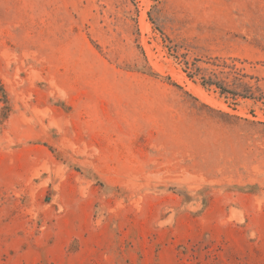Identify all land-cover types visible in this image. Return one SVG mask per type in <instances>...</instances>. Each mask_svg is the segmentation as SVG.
Wrapping results in <instances>:
<instances>
[{
  "label": "rangeland",
  "instance_id": "374dc122",
  "mask_svg": "<svg viewBox=\"0 0 264 264\" xmlns=\"http://www.w3.org/2000/svg\"><path fill=\"white\" fill-rule=\"evenodd\" d=\"M0 264H264V0H0Z\"/></svg>",
  "mask_w": 264,
  "mask_h": 264
},
{
  "label": "trees",
  "instance_id": "16d2710c",
  "mask_svg": "<svg viewBox=\"0 0 264 264\" xmlns=\"http://www.w3.org/2000/svg\"><path fill=\"white\" fill-rule=\"evenodd\" d=\"M209 85H214L216 88H218L220 90L221 93L223 92H227L224 87H222L220 84L218 83H208ZM233 96H236L235 94H233Z\"/></svg>",
  "mask_w": 264,
  "mask_h": 264
},
{
  "label": "bare ground",
  "instance_id": "6f19581e",
  "mask_svg": "<svg viewBox=\"0 0 264 264\" xmlns=\"http://www.w3.org/2000/svg\"><path fill=\"white\" fill-rule=\"evenodd\" d=\"M195 90V89H194ZM195 91H197V90H195Z\"/></svg>",
  "mask_w": 264,
  "mask_h": 264
}]
</instances>
